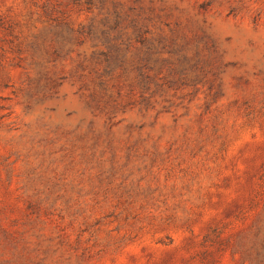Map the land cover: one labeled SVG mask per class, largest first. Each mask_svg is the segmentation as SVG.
Listing matches in <instances>:
<instances>
[{"label":"rangeland","instance_id":"374dc122","mask_svg":"<svg viewBox=\"0 0 264 264\" xmlns=\"http://www.w3.org/2000/svg\"><path fill=\"white\" fill-rule=\"evenodd\" d=\"M263 174L264 0H0V262L249 264Z\"/></svg>","mask_w":264,"mask_h":264},{"label":"trees","instance_id":"16d2710c","mask_svg":"<svg viewBox=\"0 0 264 264\" xmlns=\"http://www.w3.org/2000/svg\"><path fill=\"white\" fill-rule=\"evenodd\" d=\"M63 31H64L63 34L64 42L77 41L78 43H80L81 36H83L84 34L83 32H80L78 33L79 36H76L75 31L71 30L70 26L67 24L64 25ZM98 79H100L101 81V87L104 86L105 83L102 81L103 76L100 75ZM50 80L52 82H56V79L54 78ZM100 113L107 117V121H111L115 115L114 108H112L111 110L104 108L101 110ZM97 117L98 115H94L95 119L91 121L92 124L96 123L95 120ZM263 193H264V174L262 175V177L260 178V182L258 183V192L256 195H258V197H261ZM243 216H245V214H243ZM0 231L10 238L13 237V234L3 227L0 228ZM216 231L214 230L213 234L215 237L217 236L219 238L220 235H216ZM238 249H241L243 255L249 259L248 260L249 264H264V208L256 213L255 220L253 221L252 225L249 227L248 231L238 242L236 251ZM41 254L45 255V252L38 250L37 255L40 256ZM8 255L10 258L7 260L3 259V262H0V264H18V259L15 258V254L11 253ZM28 264H31V262H29Z\"/></svg>","mask_w":264,"mask_h":264}]
</instances>
